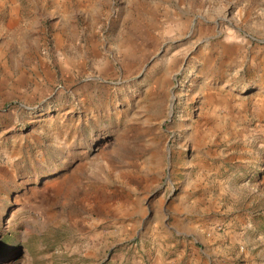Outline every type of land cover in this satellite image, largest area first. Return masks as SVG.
<instances>
[{"label":"rangeland","instance_id":"1","mask_svg":"<svg viewBox=\"0 0 264 264\" xmlns=\"http://www.w3.org/2000/svg\"><path fill=\"white\" fill-rule=\"evenodd\" d=\"M180 216L264 264V0H0V264H142Z\"/></svg>","mask_w":264,"mask_h":264},{"label":"crops","instance_id":"2","mask_svg":"<svg viewBox=\"0 0 264 264\" xmlns=\"http://www.w3.org/2000/svg\"><path fill=\"white\" fill-rule=\"evenodd\" d=\"M172 220L173 221L170 223L171 227L169 228L171 229L173 234L169 232L166 234V236H160L159 238L161 240L166 239V242L164 244L166 248H172L175 245L177 246L174 247L173 250H169L168 253L164 257H162L163 253L159 250V248L156 247L159 245L158 241H152L150 249H154L155 247L156 248L152 255H148L146 256V258L142 257V264H175V261H180L181 259H184L188 263H194L196 262L197 258L194 255H199V253L204 257L205 264H224L225 262H228L227 264H233L235 262L234 258L236 257L233 256L235 246L232 243V236L226 235L231 232L230 230L224 231L222 234H216L212 231L207 230V234H205V236L202 235L206 245L204 251L198 253V251H195L191 248V251L189 250V252H187V249H185L186 245L183 242L180 243V241L178 239H175L174 237H178L179 235H188V221L183 216L177 217V219L176 217H173ZM176 220L180 223V228L174 226L173 223H175ZM219 243L222 244V249L224 247L228 250V252L226 254H223L222 256L219 255V252L214 250L215 248H218ZM160 246H162V244H160ZM180 246H182V249H180ZM190 253L192 255H190ZM146 254L148 253H145V255Z\"/></svg>","mask_w":264,"mask_h":264}]
</instances>
